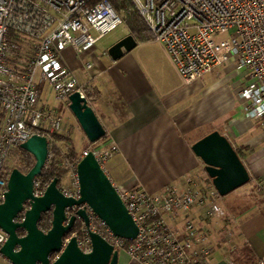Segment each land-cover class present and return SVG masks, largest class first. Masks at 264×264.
<instances>
[{
    "label": "built area",
    "instance_id": "2783aa9c",
    "mask_svg": "<svg viewBox=\"0 0 264 264\" xmlns=\"http://www.w3.org/2000/svg\"><path fill=\"white\" fill-rule=\"evenodd\" d=\"M133 2L185 85L229 61L237 62L234 73L245 74L237 90L242 120L264 123V0ZM122 24L110 0H0V203L13 148L35 134L45 136L48 167L53 149L60 147L55 135L64 131L66 120L56 108L42 104L44 85L60 101L68 104L69 95L79 92L93 107L88 82L80 79L66 51L71 50L79 67L89 73L97 43ZM105 138H111L108 132L77 159L67 161L66 183L60 187L65 195L79 197L77 165L89 151L106 171L107 159L119 148ZM114 185L138 225V235L116 236L87 206L90 226L83 224L75 232L83 251L91 250L90 229L141 264H209V232L200 224L220 219L224 208L207 173L201 181L190 178L185 187L169 184L155 193L139 182L133 187ZM45 188L37 177L35 195H42ZM6 239L0 228V247ZM257 264H264V256Z\"/></svg>",
    "mask_w": 264,
    "mask_h": 264
},
{
    "label": "crops",
    "instance_id": "0c3cea01",
    "mask_svg": "<svg viewBox=\"0 0 264 264\" xmlns=\"http://www.w3.org/2000/svg\"><path fill=\"white\" fill-rule=\"evenodd\" d=\"M126 31L122 37L130 34L128 28ZM120 38L106 48L96 45L95 66L89 73L76 59L69 58L80 79L98 91L93 96V108L118 145V151L106 161L110 163L106 166L108 175L120 187H133L139 182L153 193L169 184L185 187L188 179L203 178L204 163L191 149L192 144L218 130L236 147L237 139L253 126L252 121L247 124L242 120L239 84L230 98L231 104L238 101L235 108H240L224 117L228 126L221 132L217 124L222 119L220 109L209 108L206 99L224 84L222 79L209 85L201 79L185 85L165 47L153 39L140 41L135 37L136 47L114 60L108 48ZM227 77L225 80L232 76ZM42 104L47 106L43 98ZM249 139L237 141L239 147L235 149L244 153L239 156L250 181L239 187L241 192L234 190L226 195L231 198L221 203L224 215L220 219L200 224L209 232V264H257L264 256V146L258 139ZM0 258V264H11L1 254ZM119 264L141 263L120 251Z\"/></svg>",
    "mask_w": 264,
    "mask_h": 264
},
{
    "label": "water",
    "instance_id": "95a60500",
    "mask_svg": "<svg viewBox=\"0 0 264 264\" xmlns=\"http://www.w3.org/2000/svg\"><path fill=\"white\" fill-rule=\"evenodd\" d=\"M137 45L127 34L108 48L114 60ZM69 108L90 143L106 135V128L79 92L69 95ZM20 147L35 157L32 168L24 173L14 168L0 203V228L7 239L0 254L11 264H119V250L99 233L88 230L91 250L85 252L75 231L84 224L89 228L87 206L119 237L134 239L139 228L128 211L116 186L93 151L78 163L79 197L65 195L59 179L53 178L42 195H35L34 183L48 160L45 136L33 135ZM191 149L204 163V169L223 197L250 181V173L235 147L224 134L214 130L192 144ZM45 213H51L48 229L40 228Z\"/></svg>",
    "mask_w": 264,
    "mask_h": 264
},
{
    "label": "rangeland",
    "instance_id": "374dc122",
    "mask_svg": "<svg viewBox=\"0 0 264 264\" xmlns=\"http://www.w3.org/2000/svg\"><path fill=\"white\" fill-rule=\"evenodd\" d=\"M126 30H127V27L123 23L118 28H116L115 30H113L112 32H110L109 34L104 36L97 43V47L98 48L108 47L114 40H116V38H120L124 34H126V32H127ZM128 32H129V30H128ZM66 55H67L68 59L71 57L76 59L75 55H73V52H71V50H67ZM69 61H70V59H69ZM76 61H77V59H76ZM237 65H238L237 62L229 61L226 64H224V65L218 67L217 69L209 72L208 74H206L204 77L201 78V80L204 81L205 85H209L213 82L220 81L221 79H222V81H224L223 82L224 84H222L221 86L218 85L217 88H215L212 91L211 95L209 97H207V99H206L209 108H211L214 111L218 108L220 109V118H222L221 119L222 121L219 120L217 124H219L218 126H219V129L221 130V132L224 131L223 128L225 129L228 126L223 122L224 117L231 115L232 111H234V109L238 110L240 108V107L235 108L236 104L239 102L234 100V104L232 105L231 104V98H230V95H234V90H235L236 86L239 84L240 80L245 75L243 73H241L239 75H236L234 73V70L237 68ZM230 74L232 77L230 79L225 80V77L228 78L227 76H229ZM44 87H45L44 88L45 91H44L43 96H42L43 102L47 106H49L50 108H56V110L64 117V119L66 120V127L64 128V131L62 133L68 134L71 137V139L75 145L76 150L79 153H81L83 151V149L90 146L91 143L87 139V136L85 135L84 131L82 130L80 124L78 123L77 119L75 118L72 111L70 110L69 103L67 104L63 101L58 100L55 97V95H54V93L50 87H48L47 85H44ZM251 121L253 122V126L252 127L250 126L247 133L245 135L239 137L237 139V141H240L242 143V141L244 139L246 140L247 138H250L249 140L258 139V140H260L259 144L264 146V123H263V119H253ZM249 123L250 122H248L247 124H249ZM217 124H215V125H217ZM237 141H236V147H239L238 146L239 144H237ZM58 144H59V142H58ZM106 166L110 167V163L106 162ZM203 179H205V175L203 178L201 177V178H198L196 180L201 181ZM65 181H66V177L61 182L59 187H61V185H64L66 183ZM241 189L242 188H240L239 190L236 189L234 191V193L241 192ZM230 198L231 197H227V196L222 197L221 203H224L225 201L229 200ZM228 202H230V200ZM234 202H236V200ZM229 222H230V220H229ZM214 224L217 225L216 223H214ZM0 259L2 260V258H0Z\"/></svg>",
    "mask_w": 264,
    "mask_h": 264
},
{
    "label": "trees",
    "instance_id": "16d2710c",
    "mask_svg": "<svg viewBox=\"0 0 264 264\" xmlns=\"http://www.w3.org/2000/svg\"><path fill=\"white\" fill-rule=\"evenodd\" d=\"M122 17L123 23L128 28L129 32L133 34L138 40L145 41L152 39L153 35L147 26L142 15L138 11L133 0H110ZM89 96L93 97L98 94L96 88L93 85L88 87ZM57 142H59V148L53 149V156L50 159L48 167H45L42 173L38 176L41 181V186H47L50 181L57 177L59 179V185L65 179L68 168L67 161H73L79 156V152L76 150L75 145L68 134L58 133L55 135ZM237 153L243 156L242 149H237ZM35 163V157L28 151L22 149L19 146L13 148L9 154V159L6 166V176H9L14 168H18L20 171L27 173ZM51 224V213L43 214L39 226L46 230ZM234 264H236L234 262Z\"/></svg>",
    "mask_w": 264,
    "mask_h": 264
},
{
    "label": "flooded vegetation",
    "instance_id": "af4514ba",
    "mask_svg": "<svg viewBox=\"0 0 264 264\" xmlns=\"http://www.w3.org/2000/svg\"><path fill=\"white\" fill-rule=\"evenodd\" d=\"M75 232H77V231H75Z\"/></svg>",
    "mask_w": 264,
    "mask_h": 264
}]
</instances>
